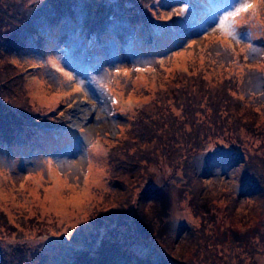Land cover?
Instances as JSON below:
<instances>
[{"label": "rangeland", "instance_id": "1", "mask_svg": "<svg viewBox=\"0 0 264 264\" xmlns=\"http://www.w3.org/2000/svg\"><path fill=\"white\" fill-rule=\"evenodd\" d=\"M246 2L0 0V264H264V0Z\"/></svg>", "mask_w": 264, "mask_h": 264}, {"label": "trees", "instance_id": "2", "mask_svg": "<svg viewBox=\"0 0 264 264\" xmlns=\"http://www.w3.org/2000/svg\"><path fill=\"white\" fill-rule=\"evenodd\" d=\"M207 2V1H206ZM69 3H71V2H69ZM207 3H209V2H207ZM38 4H40V3H38ZM79 6H80V8H81V13H83L84 14V16L86 17V15H87V13H88V11H89V8L87 7V6H85V5H83L82 3H77ZM34 6H32V8H33ZM75 6L74 5H72L71 6V4H68L67 5V7H65L64 5H55L53 8H50V10L48 9V8H46L45 10H46V12H44V11H42V10H40V7H39V5H37V7H34L33 9H32V11L34 12V14L32 15V14H29V16H28V20H30V19H32V17H35V21H34V26H38V24L37 23H35L38 19H40V18H42L43 17V24L46 22L45 21V18H46V13L48 12V11H51V13H49L51 16H52V19H50L49 21L51 22V23H54L53 22V17H55V21H61L62 22V20H63V18L65 17V16H68V15H70V14H73V12H74V8ZM11 9V8H10ZM12 10V9H11ZM193 15V17L195 16V13L194 14H192ZM87 19V18H86ZM105 21V19H101V21H100V24L102 23L103 24V22ZM31 23V22H30ZM107 26L109 25L110 26V31L109 32H111L113 35H115V33L111 30V28L113 27V25H114V22H113V20H108V21H105L104 22ZM25 28V30H22V34L23 35H28V37H31V38H33L34 36H35V34H37V32H36V29L35 28H30V27H24ZM21 41H23V40H20V42ZM10 77V76H9ZM208 92L209 91H204L203 92V95H206V96H208L207 98H210L211 96H213V92H210L209 93V95H208ZM199 153H201V155H203V157L202 156H199ZM192 155L193 154H195L194 155V158H193V163H194V172L195 173H197L198 175L199 174H201L202 172L201 171H204V170H206V168L205 167H207V166H209V162H208V159L206 158V156H204V154L205 153H203V152H201V151H197V152H194V153H191ZM209 155V157L211 156V154H208ZM210 167V166H209ZM253 172V171H252ZM257 176H256V181L259 179V175H258V173L257 172H254ZM264 183V182H263ZM159 192L158 193H160V190H158ZM157 193V194H158ZM151 200H153V198H151ZM164 202V201H163ZM155 203H157V205H155L156 207H157V210L158 211H160V212H162L163 210H165L166 209V206H165V204H163L162 202H159V199L158 198H156V201H155ZM252 231H255V229H253ZM61 264V263H60ZM89 264H94V263H89ZM109 264H122L119 260H114V261H112V262H110Z\"/></svg>", "mask_w": 264, "mask_h": 264}, {"label": "snow or ice", "instance_id": "3", "mask_svg": "<svg viewBox=\"0 0 264 264\" xmlns=\"http://www.w3.org/2000/svg\"><path fill=\"white\" fill-rule=\"evenodd\" d=\"M239 5V7H237ZM253 8V4L250 2H246V0H231V11L229 12V15L235 16L238 15L240 12H247L249 9ZM228 16L224 17L223 21H220L221 26H223L224 21H227ZM230 35H237V33L233 32L230 33ZM239 38L244 39L246 38V34L241 33L239 34ZM255 51V49H250V52Z\"/></svg>", "mask_w": 264, "mask_h": 264}, {"label": "bare ground", "instance_id": "4", "mask_svg": "<svg viewBox=\"0 0 264 264\" xmlns=\"http://www.w3.org/2000/svg\"><path fill=\"white\" fill-rule=\"evenodd\" d=\"M51 169H52V167H51Z\"/></svg>", "mask_w": 264, "mask_h": 264}]
</instances>
